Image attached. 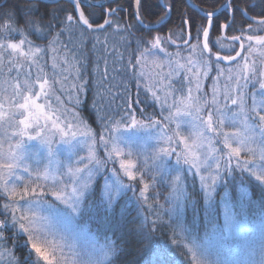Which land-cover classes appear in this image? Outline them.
Returning a JSON list of instances; mask_svg holds the SVG:
<instances>
[{
	"label": "snow or ice",
	"instance_id": "snow-or-ice-1",
	"mask_svg": "<svg viewBox=\"0 0 264 264\" xmlns=\"http://www.w3.org/2000/svg\"><path fill=\"white\" fill-rule=\"evenodd\" d=\"M70 2L73 5L72 11L76 15L66 10L63 19L58 18L55 9L52 10L48 19H45V14L37 15L38 6L34 2L24 9L23 25L19 27L14 8L0 11V19L3 20V24H0V65L3 64L5 54H7L8 64L17 69V79L12 84L15 99L9 103H14L17 109L23 110L20 114L24 116L23 119L16 122V129L13 132L14 135L21 137V140L14 145L17 151H13V145L10 144L7 153L10 162L0 163V169L6 170L0 172V197L6 198L5 202L0 204V214H4L3 218H0V262L7 257V264H21V260L15 255L14 248L7 246L10 237L6 233L11 232L13 236H19L22 233L27 237L24 243L30 247L27 249V256L24 257L23 264H116L113 257L116 256L119 245L115 241H109L107 245L101 246L88 244L87 233L75 223L74 217L87 212L88 200L96 194L94 189L100 191V200L106 210L114 208L117 203L116 197L122 191L133 190V185L125 184L120 178L122 171L123 175L130 180L135 181L139 177V182L143 184V187L139 190L137 200L142 204L149 201L147 193L150 187L155 184L156 177L160 176L162 180L167 179L171 189L168 199L172 202L169 211L172 216H177V227L180 229L181 235L185 239L190 238V243H184L183 246L191 254L192 264H264V220L255 226L260 229V234L258 237H253L247 244V251L243 256L236 259H221L217 253V259L209 260L207 258L210 254L209 247L199 243L194 234L190 237L185 236V233H192V229H187L183 224L182 216H178V212L184 208L185 203L191 202L187 191V173L193 172L194 176L199 175L200 186L204 190L205 203L210 205L207 210L206 239H221L222 230H226L228 233V237L225 239L241 237L246 231L252 230L247 223L243 206H240L239 210H233V205L227 200V191L221 198L224 200L222 224L219 222L215 208L211 205L215 203L217 187L221 183L228 185L230 183L228 177H236L237 170H239L240 177H244V174L248 173L255 177L256 181L264 184V35L246 34L245 30L239 29L240 35L217 36L212 41L213 47L227 50L229 52L227 55H221L219 50L213 52L209 36L214 26L221 30H229L234 25V16L231 22H227L226 19V22L220 23V16L223 12H239L248 20L264 27V0H253L249 5L252 9L259 8L262 14V18L259 20L250 16L248 9L239 4H236L233 9L234 0H225V3L219 8L205 11L203 23L181 15V37L184 38L186 35L184 43L190 49V55L184 64L179 60L173 61L171 59L173 54L164 47L165 40L176 44L171 33L167 37L157 34L150 40L144 36L136 37L135 60L130 53L127 63L122 66V71L130 72V78H137V88H139L138 78L145 76L142 70L144 62L148 57H152V63L162 69L165 62L159 58L158 53H164L169 58L167 61L169 72L163 76L159 73L156 74L159 88L149 83L145 84V88L151 93L152 100L161 104L162 111L165 106L168 108V115L163 120L155 119L151 115L144 119H138L136 109L125 100L127 104L125 114L120 121H116L101 107H98L97 101L94 99L92 107L96 111L97 119L101 122L108 120L105 134L99 138L105 146L106 156L99 157L94 147H90L86 161L84 157H81L75 165L67 167L66 173L56 175L49 173L47 169L33 174L25 165L24 172L29 176L34 175V179L26 181L24 176L15 174V169L20 166L19 162L23 159V154L19 150L23 147L22 138L24 136H27L29 140L41 138L48 143L50 135L59 130L62 136H67L70 133L74 139L76 132H72L71 129L75 126L83 130L81 135L87 136L91 145L94 146L96 133L75 107L71 110L65 108L64 102L59 96H56V101L61 105L59 111L65 114L70 111L72 121H75L73 124L65 116L66 123L61 128L58 123L60 117L56 116V112L53 111L49 114L44 111L45 105L51 107L47 98L54 91L53 84L56 81L53 80L50 83L46 75H37L34 82H29L28 79L21 81L19 79L20 69L25 65L18 62L17 58H23L25 62L31 61L32 64L39 67V58L46 52H51L53 54L52 66L55 69L58 67L59 49L68 48V45L64 44L62 40L65 34L71 43L73 34L78 32V46L82 49L89 32L107 34L108 29L121 33V38L127 44L128 36L131 35L129 30L133 27L128 23L121 24L119 12L122 9L119 4L115 8H108L100 22L95 18L94 12L90 11L86 14L81 6L83 3L91 9L93 5L88 0H70ZM134 3L133 15L137 24L151 32L154 26L145 23L143 18V12L148 11L149 8L148 0H134ZM2 7L0 6V8ZM100 7L104 6L100 5ZM160 7L163 15L156 21L157 25L167 23L170 14L175 9V5L170 0H162ZM192 27H195L194 37L190 30ZM248 31L255 32L257 29L249 24ZM14 33H18L21 37L18 42H13L12 34ZM32 34H35L37 39H47V46L43 47L35 43L29 38ZM94 40L93 49L96 44H106L107 35L104 40H101L99 36H94ZM189 40H194L195 43L189 44ZM226 41L228 43H225ZM237 42H239L240 51H236L235 55H232L231 51ZM245 42L248 44L247 52L241 56V52H245ZM253 42L260 47H255ZM197 49H199L198 58L193 59L191 53H195ZM256 52H259L261 56L258 67L256 60H250L252 54ZM116 55L120 61L124 60L123 53L117 52ZM176 55L178 56L179 53ZM237 57H240V60H237ZM222 61H236V64L221 67ZM63 63L75 70L74 79L77 81L71 85L72 91L68 95V100L74 106H80L83 104L82 95L87 93L89 81L80 75L79 60L75 54L71 60L65 56ZM138 68L140 70L136 71ZM214 68L216 75L213 77L211 95L209 96V93L203 89L202 81L208 78ZM179 70H184L187 74L186 91L183 82H181L180 89H176L172 84V78L179 75ZM9 71H11V67H9ZM97 71H101L99 66H97ZM107 74V61H105L101 79L107 77ZM24 75L29 76L30 73L26 72ZM221 77L225 79L222 94L217 87ZM63 79L66 80L67 77ZM37 84L39 91H34ZM97 84H100V80L97 81ZM250 84L258 85V88L254 92H248ZM177 91L181 94L175 95ZM125 92H127V85ZM160 92L162 94H159ZM100 95L98 88L96 96ZM42 96L45 98V104H38L37 100ZM169 97H172L171 101H169ZM249 100H251L250 104ZM135 103H141L138 93ZM3 108L4 104L0 102V119L4 116ZM205 109L208 110L205 112ZM25 112L27 115H24ZM181 115L191 118L188 123L192 132L188 136L179 130V123L176 124L174 130L169 128L174 117ZM41 117L44 119L43 124L40 123ZM226 124L231 129L230 131L225 130ZM157 126L163 134L157 137L158 146L154 148L151 156H144L140 167H137V162L142 153L138 154L132 150L133 142H128V151L125 153L109 132L110 128L136 129L156 128ZM29 129H32L35 134L32 135ZM217 140L221 145L219 148L216 147ZM180 144L183 147L178 152L176 146ZM173 155L175 164L170 165V158ZM116 162L119 163V170L116 167H108L110 163L115 164ZM183 165H188V167L184 168ZM64 175L68 176V183H64ZM146 176L148 180L145 179ZM98 178L103 179L102 186L98 184ZM49 179L52 180V184L46 190L40 181ZM49 192L70 209V212L63 214L58 221L62 226L61 229H55L49 216L41 215L37 211L40 208L54 210V205L44 199ZM193 208L195 209L194 204ZM169 224H171V219ZM156 230L159 229L155 220L148 226L147 236L144 234L143 225L140 226L138 232L135 227L132 228L133 232L147 239L149 243H151L152 232ZM173 233L175 235V229ZM80 241L85 242L83 246L79 245ZM172 243L179 245L183 241L173 239Z\"/></svg>",
	"mask_w": 264,
	"mask_h": 264
},
{
	"label": "trees",
	"instance_id": "trees-1",
	"mask_svg": "<svg viewBox=\"0 0 264 264\" xmlns=\"http://www.w3.org/2000/svg\"><path fill=\"white\" fill-rule=\"evenodd\" d=\"M54 1V0H48ZM93 2H101L105 0H91ZM199 10H196L190 7L187 0H170L171 3L175 5L174 11L171 13L170 19L167 23L161 25L158 29L152 30L149 32L148 29H145L143 26L137 24L136 18L133 15L135 11L134 0H117L114 2H109L103 8L93 6L89 9L85 4L82 3V7L86 14L90 11L95 13V18L102 22V15L108 8H115L117 4L121 6V11L119 12V20L122 25L125 23L133 25L129 30L131 35L128 36V43L121 38V33H118L112 29H108L107 34L103 32L91 33L89 32L88 36L84 41L83 48H79L78 40L79 33L76 32L73 34L72 42H69L67 34L62 37L63 43L68 45L67 49L60 48L57 54V68L52 66V56L51 52H46L38 60V65L32 64L31 62H22L21 59L18 60L20 63H24V68L20 69L21 77L25 76L24 73H30L29 76H25L27 79L36 78L37 75L44 76L46 75L50 83L55 80L56 83L53 84L54 91L49 94L48 99L50 100L51 109L59 110L61 105L56 101V96H59L64 102V107L71 110L73 107L76 108L77 112H80L82 117L86 120L87 124L93 129L96 133V137L100 138L101 135L105 134V126L108 124V120L101 122L96 117V111L92 107L93 100L97 101V106L101 107L112 119L120 121L121 117L124 116L127 104L125 100L131 103L132 107L136 109V115L138 119H144L146 116L151 115L155 119L163 120L165 116L168 115V108L165 106L162 111L161 104L157 101L152 100L151 93L148 92L145 88V84H153L159 88L158 77L156 76L159 73L161 76L166 75L169 71L166 69H161L156 67L152 63V57H148L144 62L143 71L147 69L153 72L151 79L140 77L139 79V88H137V78H130L131 73H125L122 71L123 64L127 63L129 54L132 53V58L135 60L134 50L136 49L135 38L138 36H144L146 39H151L155 35H160L161 37H167L170 33L172 39L176 41V44H172L167 40L164 41V47L169 53H172L173 56L171 59L173 61L179 60L180 63L184 64L187 62V58L190 55V49L187 44L184 43V38L181 37L180 25H181V15H184L190 20H197L200 23L204 22V12L212 11L216 8H219L222 4L225 3V0H190ZM36 2L38 6L37 15L45 14V19L50 18L51 12L53 9L57 11L58 18L63 19L65 11L72 12L73 15L76 13L73 10V5L71 2L66 0H60L56 3H48L37 0H0V11L8 8H14L16 10V19L17 26L23 25L24 19V9L31 6L32 3ZM253 0H234L233 9H235L236 4H239L241 7L248 9V14L254 16L257 20L262 18L259 8L252 9L249 5ZM149 8L148 11L143 12V18L145 23L156 25V21L161 15H163L161 0H148ZM233 16L235 17V23L232 25V28L226 30L224 36L231 35H240L239 29L245 30L246 34L251 35H264V27L257 25L254 21L248 20L247 17L242 16L239 12H223L220 16V23L231 22ZM104 18H107L104 16ZM0 24H3V20L0 19ZM252 24L254 29H257L255 32L248 31V25ZM191 34L195 36V27H192ZM107 35L106 44H96L95 49L92 45L95 43L94 36H99L101 40L105 39ZM127 35V34H124ZM222 30L215 27L210 32L209 40L210 47H213L212 41L215 40L217 36H222ZM18 33L12 34L13 42H18L20 39ZM35 43L46 47L47 39H37L35 34H32L30 37ZM189 44L195 43L194 40H189ZM225 43H228L227 41ZM247 42H245V52L246 54ZM59 47V46H58ZM191 53L193 59H197V53ZM220 51L221 55H227L229 52L227 50H221L217 47H213V52ZM239 42L236 43L235 48L231 51L232 55H235L236 51H239ZM123 53L124 60L120 61L116 53ZM176 53H179L177 56ZM75 54L79 60V67L81 69L80 75L89 81L87 85L86 95H82L83 104L80 106H74L71 101L68 100V95L71 94V85L77 83L74 79L75 70L69 65L63 63L65 56L71 60V57ZM159 58L167 64L168 57L164 53H158ZM5 69L3 70V75L0 77V87L2 91L0 92V99H3V94L5 91L10 88L11 91L13 81L17 79V69L14 66H8V56L5 54ZM105 61H107L108 74L107 77L101 79V73L105 67ZM236 61L233 63H223L221 62V67L234 66ZM174 65V64H173ZM97 66L100 68V72L97 71ZM175 66V65H174ZM11 67V71H9ZM168 67V66H166ZM165 68V67H163ZM169 68V67H168ZM42 69V72H41ZM140 69H136L139 71ZM16 74V76H14ZM216 75L215 68L209 74L208 78L204 80L205 87L204 91L211 95L212 90V81L213 77ZM7 77V78H6ZM67 77V79H63ZM6 78V79H5ZM20 79V77H19ZM21 80V79H20ZM100 80V84H97V81ZM23 81V80H21ZM181 82L186 86L188 84L187 74L184 70H179V75L172 78V84L175 85L176 89L181 88ZM127 85V92H125V86ZM225 79L221 77V81L217 85L220 93L224 91ZM99 88L100 96H96L97 90ZM258 88V85L253 86L250 84L248 86V92H254ZM11 93V92H10ZM139 94L140 104L135 103L136 95ZM159 94H162L160 92ZM181 93L177 91L175 95H180ZM53 97L55 99V106L53 103ZM218 98L220 96L218 95ZM172 97H169L171 101ZM251 100H249V104ZM61 112V111H60ZM58 116L66 122L65 116L71 117L69 113H59ZM178 117H174L173 122L169 125L170 129L173 127L176 128V124L181 122L178 121ZM72 118V117H71ZM75 124V121H74ZM124 128V127H123ZM121 129V127H120ZM127 129V128H124ZM115 128H110V136L114 138ZM130 132L141 131L143 133H154V131L159 130L157 126L154 128H136V129H127ZM230 131L231 129H226ZM160 131V130H159ZM139 132V133H141ZM141 139V136H140ZM77 138H72L71 142H75ZM115 142L125 151H128V146H121L119 144V139L115 136ZM101 143V142H100ZM123 143V142H122ZM137 150L135 149V144L132 146L134 152L148 154V150L142 146V141L139 140ZM0 147V161L1 159L10 162L9 157L7 156L9 149H3ZM99 156H106L105 149L100 147ZM171 165V164H170ZM109 167V166H108ZM116 167L119 170V163L111 164L109 168ZM140 167V166H139ZM160 176L156 177L155 184L150 187L148 191L149 201L147 203H141L137 200L139 197V190L142 189L143 184L139 182V179L133 181L128 177L123 175V172H120V178L124 181L125 184L133 185V190H124L117 199V203L114 208L106 210L105 206L101 203L100 196L101 193L99 190H95V195H92L87 203V212L78 217L79 227L85 226L86 228L94 231L98 237H107L110 241H115L119 245V250L113 259L116 264H192L191 255L188 253L187 248L183 246L184 243H187L189 240L185 239L181 235L180 229L177 227V216H172L170 213V208L168 206V196L171 191L167 180L158 179ZM252 177V176H251ZM253 178V177H252ZM148 180V177H145ZM158 179V180H157ZM199 178L197 175L194 176L193 173H187V191L190 196L191 202H186L184 208L178 212V216H182L183 224L187 229H192V232H199L201 235L203 231H206L208 224L207 217V206L204 199V192L200 188L198 182ZM248 179V178H247ZM230 181L231 179L228 178ZM150 182V181H149ZM231 182V181H230ZM238 182V181H237ZM233 181L229 183V193L228 200L233 205V210H239L240 206H243L244 211L252 212L259 210L255 206L260 197L264 196V191L260 189L258 184L251 182L250 184L245 185L240 183L244 188L239 189L238 183ZM98 184L103 185V179L98 178ZM158 193V195H157ZM220 194H218L219 196ZM217 196V195H216ZM5 197H0V204L5 202ZM151 204V207L149 205ZM195 205V209L193 208ZM215 210L220 213L222 212V207L214 203L211 205ZM224 211V210H223ZM216 212V214H217ZM4 214H0V218H3ZM171 219V224L169 220ZM219 219V217H218ZM157 221V227L159 230L153 231L151 234V243L142 236L136 234L132 231V228L135 227L137 232L141 225L144 226V234L147 236L148 226L151 225L152 221ZM220 221V219H219ZM175 229V235L173 230ZM10 237L7 242L8 247L14 248L15 255L21 260L23 264L24 257L27 256V249L30 246H26L24 241L27 237L24 234L19 236H13L11 232L6 233ZM185 236H189L188 233H185ZM173 239L177 241H183V243L174 244L172 243ZM0 264H7V257L4 258V261Z\"/></svg>",
	"mask_w": 264,
	"mask_h": 264
},
{
	"label": "rangeland",
	"instance_id": "rangeland-1",
	"mask_svg": "<svg viewBox=\"0 0 264 264\" xmlns=\"http://www.w3.org/2000/svg\"><path fill=\"white\" fill-rule=\"evenodd\" d=\"M253 45L257 48L260 47L258 45H255V42H253ZM246 48H247V46H246ZM246 52H247V50H246ZM198 53H199V50H198ZM198 53H197V58H198ZM244 55H245L244 52H242L241 56H244ZM19 59H21L22 62H25L23 60V58L18 57L17 60H19ZM260 59H261V56H260L259 52L253 53L252 56L250 57V60H256L257 61V67L259 66ZM237 60H240V57ZM27 62H31V61H27ZM8 66H9V64H8ZM166 66H168V65H165L164 66L165 68H162V69H165V70L167 69L169 71V68ZM5 67L6 66H5V61H4L3 64L0 65V77L3 75L2 73H3V70L5 69ZM173 67H175V66L173 65ZM15 69H16V67H15ZM152 75H153V72L151 70L147 69V71H145V77L147 78V80L148 79L150 80ZM14 76H16V74ZM20 79L24 80L27 78L25 76H23V77L20 76ZM0 80H4V79H0ZM28 80H29V82H34L35 78L31 77ZM202 84H203V89L206 88L203 81H202ZM9 90H10V88L5 91V95L3 94V99H5V100L0 99V102H2L4 104V108H3L4 116L2 119H0V145H2L4 147L3 149L5 150L6 148L9 149V145L11 144V145H13L12 150L17 151L15 149L14 145L18 141L21 140V137L14 135L13 132L16 129V122L20 119H23L24 116L20 114L23 110L17 109L14 106V103H9V101H14V99H15L13 97V87L11 88V91H9ZM1 91H2V88L0 87V92ZM34 91H39V85L38 84L35 86ZM48 102L50 104L49 99H48ZM55 102L56 101L53 97L54 106H55ZM37 103L38 104H45V98L42 96L39 100H37ZM207 110L208 109H205V112ZM44 111L49 113V114H51L53 111H55L56 116H58V114L61 113L59 110L53 109V107H52V109H51V107L49 108L48 105H45ZM24 115H27V113L25 112ZM190 119H191L190 117H187L184 115H181L178 117V121L182 123L180 125L179 130L186 136H188L192 132V128H191L190 124L188 123V121ZM67 120L72 121V118L67 117ZM72 122L74 124V121H72ZM40 123L41 124L44 123L43 117H41ZM58 123H59L60 127L63 128L64 124L66 122L63 121L62 118H60ZM228 128L229 127L226 124L225 130ZM154 129H156V128H154ZM174 129H175V127H173V130ZM65 131H68V130L65 129ZM71 131L76 132L75 138H77V140L75 142H71L72 136L70 133L67 136H62L59 130H56L54 132V134L50 135V142H48V143H46L41 138H35V139L29 140L27 136H24L22 138L23 147H22V149L19 150L23 154V159L19 162L20 166L15 169V174L24 176L26 181L34 179V175L29 176L28 173L24 172V166L25 165L29 167L30 171L33 174H35L37 172H43L45 169H47L49 171V173H51L53 175L63 174V173H66L67 167L69 165H75L76 162L79 161L81 157H84L85 161H86L87 157L89 156L90 147H94V150L98 156L100 153L98 148L102 147L105 149L104 144L100 143V139L97 137H96V144L94 146H92L91 141L88 139V137L81 135V132L83 131L81 128L74 126L71 129ZM226 131H228V130H226ZM29 132L32 135L35 134L32 131V129H29ZM139 132H141V131L130 132L129 130L124 129L123 127H121V129L115 128V130H114V138L116 136L119 139V144H121V146L128 145V142L132 141L133 144H135L134 151H136L138 148V146H136V145L138 144L139 140H141L142 146L148 150V154H144L143 157L140 155V159L137 162V167H139L140 164L143 162L145 155H147V156L152 155L154 148H156L158 146L157 137L159 135L163 134L159 130L154 131V133H147V132L139 133ZM140 136H141V139H140ZM112 137H113V133H112ZM182 147H183L182 144L177 145L176 146L177 151L179 152ZM216 147H218V148L221 147L218 140L216 141ZM50 149H51V154H50ZM242 155H243V153H242ZM102 157L103 156H101V158ZM0 163H7V162L1 159ZM170 164L171 165L175 164V156L174 155H173V157L170 158ZM110 166H111V163L109 164V167ZM183 167L187 168L188 165H183ZM4 171H6V170L0 169V172H4ZM189 173L191 174L193 172H189ZM197 178H199V175H197ZM228 178L231 179L230 183H233V181H235V180H236V182L238 181L237 183H238L239 189L244 188L243 186H241L240 183H242V184L244 183L245 185L248 186V184L253 182V183L258 184L260 189H262V191H264V184H261L259 181H256L255 177L252 178L248 173H245L244 177H240L239 176V170H237V176L236 177H228ZM68 179H69L68 176L64 175V183H68ZM137 179H139V177ZM158 179H161V177H159ZM165 180H167V179L165 178ZM198 182L200 184L199 180H198ZM20 183H23V182H20ZM40 183L42 186H45L46 190H47V187L51 186L52 180L51 179H49L48 181L41 180ZM200 188H201V186H200ZM201 190L204 192V190L202 188H201ZM225 191H227L229 193V187H228V185L221 183L217 187V190H216L217 196L215 197V203L219 204L222 207L221 216H220V213L218 214V212L216 211L217 217H219V219H220L219 222L221 224L223 223V215H224V211H223L224 210V200H222L221 198L224 196ZM122 193H123V191L120 193V195ZM218 194H220V195L218 196ZM44 199L50 201L54 205V210L50 211L47 208H40L37 211H39V213L41 215L49 216V218L52 222V226L55 229H61L62 226L58 223V221L63 216V214L70 212V209L67 207V205H64L63 203L58 201L55 196L51 195V192H49L48 195L46 197H44ZM227 200H228V197H227ZM257 200H259V201L257 202V205L255 207L258 208L259 210H255L252 212L244 211V215L247 217V223L249 225V228L252 230L246 231L241 237H231V238L225 239V237H228V233L226 230L221 231V233H220L221 239H212V238L206 239L205 238L206 237V231H203L201 235H199L200 233L198 231L195 233H193V232L188 233L189 237H190V235L194 234L199 243L209 247L210 254L207 257L209 260L217 259V253H219V257L221 259H236L237 257L243 256L245 254V252L247 251V244L252 240L253 237H258L260 234V229L258 227H255V226L259 225L260 222L262 220H264V196L260 197ZM167 203H169L168 206H172L171 200L168 199ZM21 204H23V201H21ZM206 206H207V208L210 207V205H208V204H206ZM78 217L79 216L74 217L75 223L77 225H78V223H77ZM80 228H82L84 230V232L87 233V243L88 244H95L96 246H101V245H107L108 242L110 241L107 237H98V235L94 231H91L90 229L86 228L85 226L84 227L81 226ZM188 240L189 241L187 243H190V238ZM78 243L80 246H83L85 242L80 241Z\"/></svg>",
	"mask_w": 264,
	"mask_h": 264
},
{
	"label": "water",
	"instance_id": "water-1",
	"mask_svg": "<svg viewBox=\"0 0 264 264\" xmlns=\"http://www.w3.org/2000/svg\"><path fill=\"white\" fill-rule=\"evenodd\" d=\"M37 1L48 2V3H56V2H59L60 0H54V1H48V0H37ZM66 1L70 2V0H66ZM114 1H117V0H105V1H101V2H93V1H91V0H88L89 3H91L93 6H96V7H100V5L105 6V5L108 4L109 2H114ZM187 1L189 2L190 7L194 8V9H196V10H199L198 7L195 6L190 0H187ZM161 2H162V0H161ZM170 16H171V14H170ZM163 24H164V23L159 24V25H157V24L154 25V27H153L152 30L158 29V28H159L161 25H163ZM144 28H145V27H144ZM145 29H147V28H145ZM223 31H225V30H223ZM238 58H239V57H237V59H238ZM222 62H224V63H232V62H234V61H232V62L222 61Z\"/></svg>",
	"mask_w": 264,
	"mask_h": 264
}]
</instances>
